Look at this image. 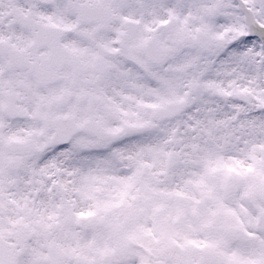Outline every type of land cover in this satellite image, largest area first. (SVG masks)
I'll return each mask as SVG.
<instances>
[{"label":"rangeland","instance_id":"obj_1","mask_svg":"<svg viewBox=\"0 0 264 264\" xmlns=\"http://www.w3.org/2000/svg\"><path fill=\"white\" fill-rule=\"evenodd\" d=\"M13 7L44 21L71 22L61 0H0V40L12 45L31 39L10 23L7 12ZM117 7L121 14L142 15L143 22L171 17L175 30L186 36L214 24L225 38L231 26L236 28L231 0H120ZM260 13L264 16V6ZM225 40L209 53L188 42L174 49L168 57L169 92L120 103L119 113L103 120L111 133L95 137L93 152L66 144L40 154L35 165L27 161L13 170L0 145V207L5 209L0 232L17 243L19 264H44L49 242L62 247L66 264L85 257L88 264H145L152 257L264 264V46L247 37L240 42L244 51L228 50L226 57L214 60ZM174 55L181 56L180 62L173 61ZM193 79L202 85L194 93ZM224 83L251 92V104L221 97L228 89ZM29 97L39 104L33 109L44 114L46 93L36 88ZM168 97L187 100L188 108L173 120L157 122L151 107L140 106L148 100L161 104ZM122 122L124 132L117 129ZM39 128L35 122H17L3 135L32 133L42 141ZM173 151L181 158L163 176ZM57 207L65 214L57 215ZM84 207L89 210L85 217ZM67 213L73 217L71 226L64 223ZM238 230L251 238L239 241L243 233Z\"/></svg>","mask_w":264,"mask_h":264},{"label":"flooded vegetation","instance_id":"obj_2","mask_svg":"<svg viewBox=\"0 0 264 264\" xmlns=\"http://www.w3.org/2000/svg\"><path fill=\"white\" fill-rule=\"evenodd\" d=\"M102 2L106 3L105 5L108 4L107 0ZM130 19L135 18L121 19L120 17L119 21L102 32L97 31V25H90L86 27V33L75 31L73 35L68 34L64 40L71 55L82 60L84 67L78 77L74 76L72 69L63 70L59 75L58 89H61L60 93L67 91L70 100L67 106L69 115H73L75 121L81 125L88 122L86 125L90 132L88 136H100L104 133L102 119L108 115H117L121 110L120 103L127 105L133 101L134 97H143L146 100L150 97L154 98L153 79L159 91H168L166 57L155 64L147 60L143 49L151 33L141 30L140 27L135 31L128 30ZM157 40L163 43L162 36L158 35ZM23 44L26 46L25 49L20 46L17 48L22 56L29 59L36 57L35 53L27 50L30 46H27L25 42ZM5 47L8 46L2 49L3 54L7 52ZM103 56L110 63H116L118 66L112 70L110 65L109 70L101 74L96 70L106 67L98 63L99 57ZM152 65L158 67L155 72L152 70ZM8 68H10L9 63ZM18 75L24 80H29L31 76L28 71H19ZM9 86L4 91L6 99L10 96ZM52 89L55 92L54 87ZM169 101L170 97L167 98V102ZM140 106L147 107L145 104ZM97 124L100 125V130L95 129Z\"/></svg>","mask_w":264,"mask_h":264},{"label":"water","instance_id":"obj_3","mask_svg":"<svg viewBox=\"0 0 264 264\" xmlns=\"http://www.w3.org/2000/svg\"><path fill=\"white\" fill-rule=\"evenodd\" d=\"M24 24L31 25L28 22H25ZM41 34H42L41 38L45 39L46 34L44 32H41ZM38 37H40V35ZM34 46H39V45L34 43ZM178 109H181V107L179 106ZM16 256L17 255L15 253L14 245L12 243L11 244L8 243L3 237L0 236V264H16V261H17ZM50 257H51V261H55V262L57 261V257L52 250H50ZM148 264H166V263L157 261V262H151Z\"/></svg>","mask_w":264,"mask_h":264}]
</instances>
